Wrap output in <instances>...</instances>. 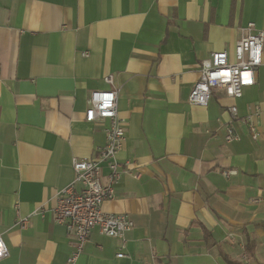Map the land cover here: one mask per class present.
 <instances>
[{
    "label": "crops",
    "instance_id": "0c3cea01",
    "mask_svg": "<svg viewBox=\"0 0 264 264\" xmlns=\"http://www.w3.org/2000/svg\"><path fill=\"white\" fill-rule=\"evenodd\" d=\"M250 22L264 31V0H0V264L70 255L53 210L72 160L105 145L107 123L84 118L95 91L117 93L118 160L130 170L103 210L134 225L124 248L92 231L75 264H228L220 253L253 264L247 233L264 263V231L253 227L264 222V66L238 99L217 89L204 107L188 102L202 60L232 58Z\"/></svg>",
    "mask_w": 264,
    "mask_h": 264
},
{
    "label": "built area",
    "instance_id": "2783aa9c",
    "mask_svg": "<svg viewBox=\"0 0 264 264\" xmlns=\"http://www.w3.org/2000/svg\"><path fill=\"white\" fill-rule=\"evenodd\" d=\"M87 57L88 53L82 54ZM264 66V31L250 22L241 31L232 58L226 51L213 52L199 66V77L193 85L188 102L204 107L214 90L220 89L230 99H238L243 90L255 83V71ZM232 119L237 118V109H227ZM258 110L255 115H258ZM87 123H107L106 142L89 159L74 158L71 162L73 181L63 188L57 196L53 210L55 222L63 226L71 242L72 251L65 264H75L83 252L92 231L98 235L120 240L125 245V235L133 228L132 220L125 214L107 213L103 210L105 202L115 197V188L123 174L129 172L118 160L125 140L126 123L117 114V93L114 91H95L89 94L88 107L84 114ZM250 138L257 139V129L251 117L246 120ZM236 134L227 129L225 142L235 141ZM127 165V164H125ZM104 172H106L104 174ZM235 170L223 173L225 177L236 175ZM138 178V174H134ZM105 182H103V180ZM27 219L20 220L25 226ZM7 254V248L0 239V260ZM117 258L124 257L122 252Z\"/></svg>",
    "mask_w": 264,
    "mask_h": 264
},
{
    "label": "trees",
    "instance_id": "16d2710c",
    "mask_svg": "<svg viewBox=\"0 0 264 264\" xmlns=\"http://www.w3.org/2000/svg\"><path fill=\"white\" fill-rule=\"evenodd\" d=\"M254 228H261L264 231V222H257L253 224ZM202 231H203V235H204V239L206 241L210 240L211 238V234L202 227ZM246 237V243H245V248H244V255H245V259L247 261L252 262L253 264H264V263H260L254 260V255H253V250L255 248V241H254V234L253 233H247L245 234ZM222 258L228 263V264H244V263H240L237 261H233L231 260L228 256L220 253Z\"/></svg>",
    "mask_w": 264,
    "mask_h": 264
}]
</instances>
